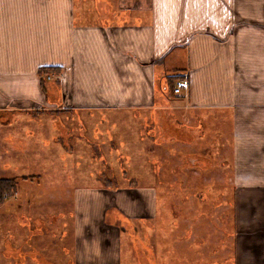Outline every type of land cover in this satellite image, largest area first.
<instances>
[{"label": "crops", "instance_id": "0c3cea01", "mask_svg": "<svg viewBox=\"0 0 264 264\" xmlns=\"http://www.w3.org/2000/svg\"><path fill=\"white\" fill-rule=\"evenodd\" d=\"M45 66L59 72L47 79ZM184 77L189 87L173 95L171 83ZM169 91L180 96L178 109L229 123L237 257L222 264H264V0H0V178L23 176V168H67L73 135L101 148L86 136V114L122 110V125L137 127L129 136L154 142L149 114L171 106ZM208 134L181 143L198 150ZM130 158L125 168L133 167ZM34 174L19 190L42 179ZM16 194L0 203L1 264H151L159 256L149 233L159 196L153 184L81 186L65 199L22 195L19 203ZM48 201L61 202L58 214L37 209ZM61 219L70 231L55 240ZM17 224L28 236L14 245L5 233ZM127 231L136 245L124 262Z\"/></svg>", "mask_w": 264, "mask_h": 264}, {"label": "rangeland", "instance_id": "374dc122", "mask_svg": "<svg viewBox=\"0 0 264 264\" xmlns=\"http://www.w3.org/2000/svg\"><path fill=\"white\" fill-rule=\"evenodd\" d=\"M46 75L47 79H51V75L50 78H48L49 74ZM171 94L169 91L166 100L168 102L166 105H171L170 107L164 105L166 109H157L149 114L150 117H155L152 122L151 120L147 122L149 124L147 133L153 135L154 139L157 138L154 142L146 140L141 142L142 145L136 143L135 131L130 137L129 130L137 127L122 125L125 119L122 110H116L111 114L93 113L80 117L84 123L86 136L94 142L103 144L101 148L93 149L87 137L77 140L73 135L69 139L73 149L64 152V164H67V168L21 169L18 172L21 175L40 173L42 179L34 183L27 182L20 190L17 187V192L19 191V194L15 193L18 197L17 203L23 196L32 200L40 198L48 200L51 195L65 199L67 196H73L75 188L81 186L111 187L115 184L128 186L130 178L135 177L138 183L153 184L159 192L157 218L151 221L153 231L149 229V233L154 234L158 241L156 247L159 249V256L154 258L151 264H222L235 259L237 224L232 173L234 168H227V156L231 154V147H228L229 123H223L220 118L213 123L211 120L214 115L211 113L205 115V112H200L197 118L196 113L188 109H178L182 103L180 96L175 98ZM173 95H176L174 91ZM163 119L164 123L161 121ZM205 120L210 125L207 130ZM181 129L184 132L182 135H180ZM215 131L218 138L214 135ZM201 132L209 133V139L208 144L204 142L203 146L202 142H198V150L194 146L190 150L189 146H183L181 143L193 141ZM211 142L213 146H210ZM223 143L225 146L222 155ZM143 145L144 147H141ZM142 149L145 155L146 151L149 152L150 159L147 163L145 157L140 155ZM130 154L133 155V158H130V166L132 159L134 165L125 168L124 156ZM212 164L213 166L208 168ZM49 166H53L51 162ZM145 166L147 167L144 168ZM60 205L56 206L54 202L48 201L36 207L37 209L40 207V211L47 209L51 213L58 214L55 209L62 207ZM14 207L17 214H22L16 204ZM22 207L24 208L25 205ZM62 212L68 213L65 210ZM67 215H64V218ZM63 219L58 221L59 225H54L55 240L67 230L68 233L70 231V226ZM26 230L20 229L17 224L13 228L6 229L5 236L11 237L13 234L10 241L15 245L16 238L20 244L28 236ZM1 237L3 235H0ZM4 241L0 239V244ZM44 241V246L49 248L52 246L51 236H46ZM135 241L136 238L131 232L127 231L123 235L124 262L127 252L136 245ZM143 246L147 245L143 244ZM56 247L54 245L53 249L55 250ZM154 250L156 253L157 249ZM57 254L62 257V252L58 251Z\"/></svg>", "mask_w": 264, "mask_h": 264}, {"label": "trees", "instance_id": "16d2710c", "mask_svg": "<svg viewBox=\"0 0 264 264\" xmlns=\"http://www.w3.org/2000/svg\"><path fill=\"white\" fill-rule=\"evenodd\" d=\"M59 72L57 67H42L40 68V74L41 76H45L49 72ZM175 85H172L171 83V89L173 92ZM40 175L34 174V175H23L20 177H7V178H0V203L4 202L8 197L13 196L17 192V187L19 185L20 180L24 179H30V178H38ZM137 180L135 177L130 178L129 185H135ZM226 263V262H225Z\"/></svg>", "mask_w": 264, "mask_h": 264}, {"label": "built area", "instance_id": "2783aa9c", "mask_svg": "<svg viewBox=\"0 0 264 264\" xmlns=\"http://www.w3.org/2000/svg\"><path fill=\"white\" fill-rule=\"evenodd\" d=\"M48 78H50V76L48 75ZM189 87V80L188 78L184 77L182 79L179 80L178 83H176V85L174 86V93H181L183 92L185 89H187Z\"/></svg>", "mask_w": 264, "mask_h": 264}]
</instances>
